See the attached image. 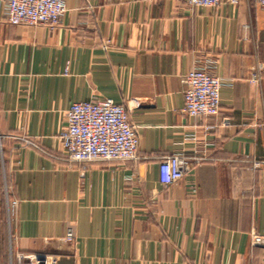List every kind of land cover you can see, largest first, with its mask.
<instances>
[{"label":"crops","instance_id":"0c3cea01","mask_svg":"<svg viewBox=\"0 0 264 264\" xmlns=\"http://www.w3.org/2000/svg\"><path fill=\"white\" fill-rule=\"evenodd\" d=\"M65 4L50 28L7 22L0 0V264H264L251 242L264 229V8ZM193 67L222 79L217 116L181 110ZM102 98L126 107L138 160L63 153L70 104ZM174 152L200 161L165 185L158 164Z\"/></svg>","mask_w":264,"mask_h":264},{"label":"built area","instance_id":"2783aa9c","mask_svg":"<svg viewBox=\"0 0 264 264\" xmlns=\"http://www.w3.org/2000/svg\"><path fill=\"white\" fill-rule=\"evenodd\" d=\"M4 18L12 24L44 25L50 28L60 24L67 11L65 0H2ZM188 7H213L222 0H182ZM264 8V0H254ZM250 81L259 83L260 70L250 75ZM183 85L182 112L188 116L214 117L220 110L219 90L222 79L207 67H193L181 77ZM212 128V127H208ZM59 138L62 151L72 161L138 160L139 137L136 125L131 121L123 104L110 98L81 100L70 104L65 112V124ZM200 158H188L183 152H174L161 158L158 177L168 185L184 177ZM256 167L264 162H256ZM16 205V201H13ZM74 238L68 231L64 239ZM252 244H264V229L251 234ZM27 264H56L52 254L23 255Z\"/></svg>","mask_w":264,"mask_h":264}]
</instances>
